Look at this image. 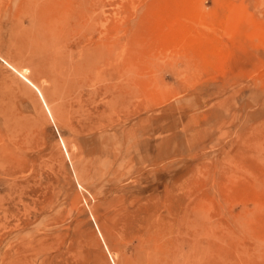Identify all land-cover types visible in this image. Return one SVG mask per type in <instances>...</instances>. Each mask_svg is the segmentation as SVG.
<instances>
[{
	"label": "rangeland",
	"instance_id": "1",
	"mask_svg": "<svg viewBox=\"0 0 264 264\" xmlns=\"http://www.w3.org/2000/svg\"><path fill=\"white\" fill-rule=\"evenodd\" d=\"M0 264H264V0H0Z\"/></svg>",
	"mask_w": 264,
	"mask_h": 264
},
{
	"label": "bare ground",
	"instance_id": "2",
	"mask_svg": "<svg viewBox=\"0 0 264 264\" xmlns=\"http://www.w3.org/2000/svg\"><path fill=\"white\" fill-rule=\"evenodd\" d=\"M37 70H38V69H37ZM37 82H38V81H37ZM37 82H36V83H37ZM37 86H38V84H37ZM39 92H40V91H39ZM41 93L43 94V93H45V91L43 90V91H41Z\"/></svg>",
	"mask_w": 264,
	"mask_h": 264
}]
</instances>
